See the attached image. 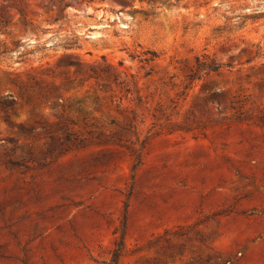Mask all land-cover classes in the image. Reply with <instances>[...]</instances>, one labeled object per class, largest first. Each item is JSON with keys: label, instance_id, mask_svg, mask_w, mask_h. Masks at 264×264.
I'll return each mask as SVG.
<instances>
[{"label": "rangeland", "instance_id": "obj_1", "mask_svg": "<svg viewBox=\"0 0 264 264\" xmlns=\"http://www.w3.org/2000/svg\"><path fill=\"white\" fill-rule=\"evenodd\" d=\"M0 264H264V0H0Z\"/></svg>", "mask_w": 264, "mask_h": 264}]
</instances>
